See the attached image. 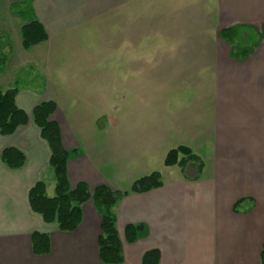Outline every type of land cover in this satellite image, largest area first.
Segmentation results:
<instances>
[{"label":"crops","instance_id":"0c3cea01","mask_svg":"<svg viewBox=\"0 0 264 264\" xmlns=\"http://www.w3.org/2000/svg\"><path fill=\"white\" fill-rule=\"evenodd\" d=\"M32 11L48 40L25 50L17 37L2 47L0 90L28 75L16 101L29 123L0 134V264H101L102 218L93 200L70 233L30 206L29 192L41 181L55 196L51 150L33 121L47 101L57 104L53 119L71 152L72 189L84 182L91 192L100 185L127 191L142 177L162 176L161 188L125 197L112 210L126 264H142L153 250L159 264H262L264 41L239 61L220 33L261 31L264 0H33ZM90 26L99 42L75 41ZM179 147L202 169L189 161L171 172L178 166L165 159ZM7 148L26 156L23 168L2 162ZM128 225L145 226L134 244L125 240ZM34 233L49 235V254H34Z\"/></svg>","mask_w":264,"mask_h":264},{"label":"trees","instance_id":"16d2710c","mask_svg":"<svg viewBox=\"0 0 264 264\" xmlns=\"http://www.w3.org/2000/svg\"><path fill=\"white\" fill-rule=\"evenodd\" d=\"M31 3L33 0H30ZM22 46L25 50L40 45L48 40V34L40 21L32 19L21 28ZM220 38L231 47V58L246 60L264 41V26L261 31L251 27H233L223 30ZM6 58L0 57V69L5 66ZM17 87L6 91L0 90V134L13 135L19 127L29 123V116L17 105ZM58 107L53 101L43 102L33 110V121L41 130L42 138L51 150L50 167L56 178L55 196H47L44 181L37 183L29 192L31 209L41 215L47 224H57L62 232H74L83 220L82 206L93 200L101 218V236L98 241L101 264H126L123 256V244L120 240L116 217L112 210L117 204L132 194H144L163 186L162 176L154 172L136 180L129 190H113L107 185L96 187L93 192L86 183H79L71 188L68 176V163L71 152L62 141L61 129L53 119ZM73 154H76L74 151ZM180 155L185 156L179 159ZM2 162L10 169L18 170L25 166L26 156L16 148H7L2 152ZM189 161L199 163L201 160L186 147H179L170 151L165 159L167 167L180 166L182 170ZM239 202L235 206L237 210ZM145 231L144 225H128L125 229V240L128 244L138 241L139 235ZM32 246L35 255L44 256L51 251V241L47 234L34 233ZM160 253L157 250L147 252L142 264H159ZM261 263L264 264V244L261 253Z\"/></svg>","mask_w":264,"mask_h":264},{"label":"rangeland","instance_id":"374dc122","mask_svg":"<svg viewBox=\"0 0 264 264\" xmlns=\"http://www.w3.org/2000/svg\"><path fill=\"white\" fill-rule=\"evenodd\" d=\"M33 19V11H32V3L30 0H0V57L5 58V51L2 50V47L5 46L6 44L9 45L10 41L13 40L14 42L17 39V37L21 38L22 41V36L19 33L20 27L22 28V25L27 24ZM111 27H115L112 24L110 25ZM5 29H8L12 31V34L9 33L8 36L5 34L2 35V31ZM90 29L89 31H86L84 28H81L79 33H76L73 35V38L77 42H84L85 44H95L99 42L98 36L95 34L97 31L96 26H90L88 27ZM86 33H83V32ZM112 32H116V29L113 28ZM113 34V33H111ZM81 39V40H80ZM7 53V52H6ZM117 69L118 67H115V65H111L109 67V72L111 75H117ZM18 83L16 85L17 88L23 89L26 88V84L28 83L27 79L29 78L28 75H22L18 77ZM36 86L38 84H43V83H30ZM114 83L108 82L107 85L111 87L115 91V88L112 87ZM117 101V95L115 94L114 97L110 99V103L112 104L113 102L116 104ZM182 169L180 166L176 168V170L172 169L170 170L171 172H176ZM178 173V172H177ZM190 174L189 172H187ZM174 175V174H173ZM172 175V176H173ZM176 176V175H174ZM124 185L128 184L127 180H124ZM126 186V185H125Z\"/></svg>","mask_w":264,"mask_h":264}]
</instances>
